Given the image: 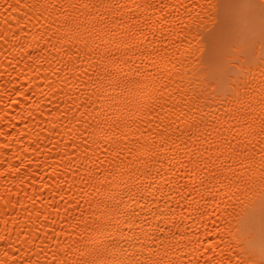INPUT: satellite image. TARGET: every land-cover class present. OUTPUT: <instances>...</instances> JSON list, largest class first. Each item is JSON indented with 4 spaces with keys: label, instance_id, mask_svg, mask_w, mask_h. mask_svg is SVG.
<instances>
[{
    "label": "bare ground",
    "instance_id": "1",
    "mask_svg": "<svg viewBox=\"0 0 264 264\" xmlns=\"http://www.w3.org/2000/svg\"><path fill=\"white\" fill-rule=\"evenodd\" d=\"M181 2L0 0V264H264V25L217 78Z\"/></svg>",
    "mask_w": 264,
    "mask_h": 264
},
{
    "label": "snow or ice",
    "instance_id": "2",
    "mask_svg": "<svg viewBox=\"0 0 264 264\" xmlns=\"http://www.w3.org/2000/svg\"><path fill=\"white\" fill-rule=\"evenodd\" d=\"M189 3L192 4V7L189 8L187 5L183 4L182 2L179 4V7L185 8L187 13L188 19L190 21L187 27H191L193 23L203 26L208 23H214L216 26L209 31L205 37L204 41L208 45V55L211 58H215L217 62H219L222 57L220 55L223 43H224V34L222 29L223 18L222 13L227 8H240V9H250L253 5L249 2H239V0H189ZM176 7L175 5L173 6ZM264 8V5H262ZM194 9H198V11H193ZM221 17L220 23H216V18ZM167 19V17H165ZM181 31L184 32L185 28L182 26ZM198 35V34H197ZM197 35L187 34L185 35V40L188 43V55L192 57L197 63H199L198 55L201 52L200 41L197 39ZM182 43L184 41H181ZM249 48V42L247 39L241 41L238 45L230 46L229 51L230 53H234L236 51L246 52ZM264 59V57H262ZM211 91H215L214 88L210 89ZM225 199H228L227 194L225 193ZM211 237L213 233H208ZM206 251H213L211 245ZM212 259L209 258V264H212ZM223 264V262H221ZM231 264V261H229Z\"/></svg>",
    "mask_w": 264,
    "mask_h": 264
},
{
    "label": "rangeland",
    "instance_id": "3",
    "mask_svg": "<svg viewBox=\"0 0 264 264\" xmlns=\"http://www.w3.org/2000/svg\"><path fill=\"white\" fill-rule=\"evenodd\" d=\"M239 2H245V0H239ZM253 5L250 9H240V8H227L224 13H222L223 18V34H224V43L220 52L222 59L217 62L215 58H211L208 55V45H206L205 52V61L207 64V70L209 73L217 78H226L229 72H231L235 66L231 63V60L226 56L227 53H230L229 48L234 43H240L241 41L247 39L249 42L250 39L260 35L258 30L264 21V10L260 7V0H246ZM221 17L216 18V23H220ZM260 22V23H259ZM259 24V26H258ZM216 24L208 23L201 26L202 39L204 40L205 35L211 31ZM262 31V27L260 28ZM259 31V33H258ZM258 33V34H257ZM262 34V33H261ZM261 36V35H260ZM237 40V41H236ZM255 47V42L253 46H250L246 53H250ZM226 76V77H225Z\"/></svg>",
    "mask_w": 264,
    "mask_h": 264
}]
</instances>
